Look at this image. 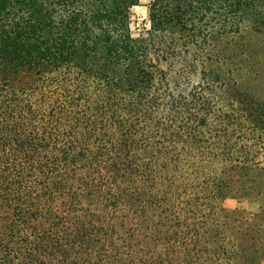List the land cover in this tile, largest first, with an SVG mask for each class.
Masks as SVG:
<instances>
[{
  "label": "trees",
  "instance_id": "obj_1",
  "mask_svg": "<svg viewBox=\"0 0 264 264\" xmlns=\"http://www.w3.org/2000/svg\"><path fill=\"white\" fill-rule=\"evenodd\" d=\"M137 4L0 0V264H220L211 211L264 217V0Z\"/></svg>",
  "mask_w": 264,
  "mask_h": 264
},
{
  "label": "rangeland",
  "instance_id": "obj_2",
  "mask_svg": "<svg viewBox=\"0 0 264 264\" xmlns=\"http://www.w3.org/2000/svg\"><path fill=\"white\" fill-rule=\"evenodd\" d=\"M147 2L139 0V4L130 9V25L134 35H138L142 27L147 25ZM238 84L264 103V78L238 79ZM261 204L255 196L226 197L220 202V208L218 206L211 211V222L222 224L224 232L219 250L220 264H264V217L260 212ZM258 238H262V241ZM252 243L258 246L257 251L251 249ZM203 259L206 262L208 257L204 256Z\"/></svg>",
  "mask_w": 264,
  "mask_h": 264
}]
</instances>
